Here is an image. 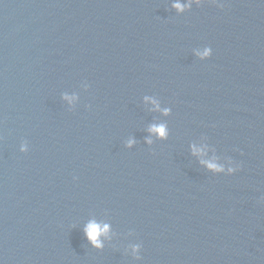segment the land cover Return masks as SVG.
Segmentation results:
<instances>
[{"label":"water","instance_id":"water-1","mask_svg":"<svg viewBox=\"0 0 264 264\" xmlns=\"http://www.w3.org/2000/svg\"><path fill=\"white\" fill-rule=\"evenodd\" d=\"M0 264H264V0H0Z\"/></svg>","mask_w":264,"mask_h":264},{"label":"clouds","instance_id":"clouds-1","mask_svg":"<svg viewBox=\"0 0 264 264\" xmlns=\"http://www.w3.org/2000/svg\"><path fill=\"white\" fill-rule=\"evenodd\" d=\"M174 7H176L177 9L183 10L185 5L180 3V2H177V3L174 4ZM207 54H208V52H205V53H202L201 55H207ZM66 98L69 99V100L74 99V97H66ZM152 103L156 104L157 107H159L157 101L152 100ZM165 111H167V110H165ZM151 130L153 132H158L161 136H164L166 134V130H165L164 125H159V126L154 125ZM209 167L216 168L217 165L209 164ZM107 230H108V226L107 225H105L103 228H100V226H98L95 223H90L88 225V227L86 228V232H87V234L89 236V239L92 240V242L96 246H102L100 240L97 238L98 234L101 233V232H107Z\"/></svg>","mask_w":264,"mask_h":264}]
</instances>
